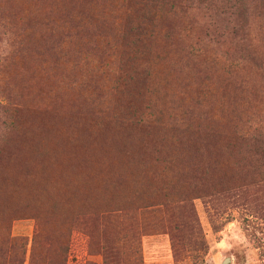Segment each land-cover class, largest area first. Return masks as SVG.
<instances>
[{
    "label": "rangeland",
    "instance_id": "1",
    "mask_svg": "<svg viewBox=\"0 0 264 264\" xmlns=\"http://www.w3.org/2000/svg\"><path fill=\"white\" fill-rule=\"evenodd\" d=\"M1 101L2 171L45 129L165 139L154 179L92 200L1 191L0 264H264V0H0ZM198 130L218 174L172 140Z\"/></svg>",
    "mask_w": 264,
    "mask_h": 264
},
{
    "label": "trees",
    "instance_id": "2",
    "mask_svg": "<svg viewBox=\"0 0 264 264\" xmlns=\"http://www.w3.org/2000/svg\"><path fill=\"white\" fill-rule=\"evenodd\" d=\"M217 36L221 39L225 37L224 34ZM0 110L9 114V116L14 112L3 101L0 102ZM92 119L97 124H101L95 118ZM207 126H210V124ZM111 127L113 129L115 128L113 126ZM215 127L219 128V125L216 124ZM72 130L73 128H70V131ZM114 130L117 131L115 134H118L120 139H124L122 143L118 141L115 144L113 142L117 139L115 134H110L113 140L111 142L109 137L102 138V135H97L93 129L88 128L80 130L79 135L76 131H72L70 137L61 134L58 130H43L38 144L32 148L39 151L37 156L32 158L26 152L24 146L23 149L20 148V151H15L17 153L15 159L14 155L12 156L10 162L11 169L0 170V205L5 202L1 191L6 192V194L4 192L3 194L6 197L8 196L10 200H15L18 193H24L29 197L33 196L35 199H44L53 204L60 205L69 203L72 199H82L78 196L81 194L85 198L92 200L94 194H104L109 188L114 186L118 187L120 183L122 185L126 184L132 179L137 182H148L154 179L155 177L149 168L150 155L153 150L150 146L158 145L157 139L161 141L165 138H162L161 135L158 136V134L155 136L144 132H130L123 128H115ZM201 132L198 130L196 134L191 133L188 136L172 140L177 141V144L180 145L181 154L185 157V160H189L190 164L198 162L197 164L204 165L208 170L218 174L220 170L219 163H214L217 152L211 154L209 153V149L212 144H216L224 154H227V151L224 148L222 149L220 139L217 135L206 132L203 136ZM21 133L22 130L11 137L13 139L4 152L13 145V141ZM72 137L76 139L75 145H70L69 143V140L73 141ZM131 140L132 143L130 142ZM147 140H150V142L154 141L151 145H147L145 144ZM129 145H131L130 148L128 147ZM142 147L148 148L141 152ZM94 152L99 154L100 158L94 157ZM70 153H73L72 159H66L65 155ZM125 155L137 156V159L135 162H126ZM76 156H78V159H76ZM201 156L202 158H200ZM42 159L46 160L45 164L44 161H41ZM222 165H225L224 162ZM141 166L143 168H140ZM224 167L227 169L226 166ZM196 170V168L192 169V173L189 170L190 172L188 173L193 175ZM75 176H81L84 182L77 185L74 180ZM110 181H113L114 185L109 186L107 182ZM163 206L165 204L160 203L150 206V208Z\"/></svg>",
    "mask_w": 264,
    "mask_h": 264
},
{
    "label": "water",
    "instance_id": "3",
    "mask_svg": "<svg viewBox=\"0 0 264 264\" xmlns=\"http://www.w3.org/2000/svg\"><path fill=\"white\" fill-rule=\"evenodd\" d=\"M228 260H225L224 264H227Z\"/></svg>",
    "mask_w": 264,
    "mask_h": 264
}]
</instances>
